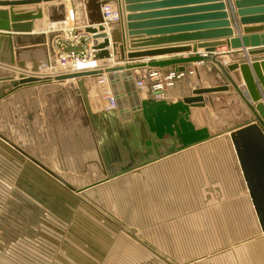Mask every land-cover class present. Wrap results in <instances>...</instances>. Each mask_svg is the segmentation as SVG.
I'll return each instance as SVG.
<instances>
[{
    "label": "water",
    "instance_id": "obj_1",
    "mask_svg": "<svg viewBox=\"0 0 264 264\" xmlns=\"http://www.w3.org/2000/svg\"><path fill=\"white\" fill-rule=\"evenodd\" d=\"M42 2L47 3L44 6V11L47 12L50 23H62L67 20V16H71L74 27L78 28L76 36H92L94 50L92 59L94 61L101 60L104 63V61L117 56V63L123 61V64L114 63L110 66L105 64L104 68L80 69L78 71H70V67H64L53 78L51 76H39V73H46L48 69L57 66V55L53 43L57 37L64 35V31L52 29L43 34H17L19 36L15 37L16 49L12 46V35L0 32V63L5 64V66H15L21 71L30 69L31 72L30 75L16 74L8 68H0V100L30 85H46L52 82L64 83L73 80L82 84L80 80L82 78H96L104 74L109 76L110 83L115 88L121 81L137 82L147 79V74H132L129 71L145 69L146 67L174 66L176 72H186V64L202 61H211L217 64L227 82H224L220 74H217L218 80L223 85L206 88L202 86V79L198 74L199 78L195 83L192 95L175 102L156 98V95L162 94L163 91L151 92L145 86L129 91V96H137L147 92V98L132 107L102 111L96 115L97 122H104V129L100 140L81 154L78 159H75L80 164L78 167H81L82 172L77 171L79 168H75V165L76 171L69 169L71 166L66 168L67 172H71L77 181L72 180L60 164L51 165L31 155L17 142L9 139L1 132L0 139L14 147L68 189L79 193L166 156L213 139L217 134L208 127H197L193 123L191 120L192 109L205 107L210 103L211 97L207 94L235 91L234 94L229 95L236 94L239 96L252 116L244 123L225 132L229 134L243 181L261 231L264 233V62L251 66L252 72L251 67L245 65L244 60H241L240 63L226 64L216 54H211L223 45H228L231 49L264 45V0H234L238 17L236 22L240 23L242 27V34L238 33L237 35L231 27L225 0H123L124 5L122 0H72L71 9L68 12L63 0H0V6L11 7L10 11L0 9V31L31 33L33 29L29 21L43 18L42 9L23 14H13L12 9L16 5H33ZM153 2L154 4H152ZM109 3H117L122 13L124 8L130 12L126 16V21L129 34L133 36V39L134 37L142 38V34L151 36L188 33L174 37L167 36L162 42L193 40L199 42L190 49L185 46L169 48L164 46L154 48L147 53L138 51L137 44L133 43V46H129L132 48H129L128 51L125 35L124 38L117 36L118 31L111 29L112 25L109 26L110 34L107 32L108 27L104 24L102 7ZM189 4L194 5L188 7ZM171 6L180 8L157 10ZM9 15L13 23L12 30L9 29ZM169 17H174V19L170 20ZM87 18L89 23H87ZM122 19L120 22H123ZM171 22L179 26L162 28L167 27ZM140 28L153 30L134 32ZM2 46H5L7 54L1 53ZM199 49H204V53L168 60L138 62L145 55L151 57L187 51L197 54ZM80 50V45L64 48L67 53ZM37 52L44 53L46 58L44 60L34 58ZM27 53L30 55V68H27V62L23 58L26 57ZM248 54L253 56L264 54V47L249 50ZM238 69L242 73L244 84H241ZM196 70L198 69H195V72ZM231 73H234L235 79L232 78ZM204 94L207 96L204 97ZM116 96L119 101V98H123L125 93L117 92ZM130 111L133 114L127 118L124 117ZM121 117L122 120H120ZM54 160L52 161L54 162ZM72 163L74 160L66 161L68 165ZM87 163L89 165H86Z\"/></svg>",
    "mask_w": 264,
    "mask_h": 264
},
{
    "label": "rangeland",
    "instance_id": "obj_2",
    "mask_svg": "<svg viewBox=\"0 0 264 264\" xmlns=\"http://www.w3.org/2000/svg\"><path fill=\"white\" fill-rule=\"evenodd\" d=\"M83 44V41L78 44L81 50ZM78 45L63 46V52L67 53L65 47ZM207 72L210 81L205 80L207 84H202L203 87L223 85L217 77L220 74L224 78L219 69ZM48 74L53 78L50 71ZM89 78L92 94L99 95L95 78ZM144 81L145 87H152L151 80ZM72 82L78 83L75 80L67 83ZM83 84L87 85L85 81ZM118 86H112L116 94ZM232 92L207 94L211 102L192 115L197 127H208L217 134L213 139L159 162L168 164L163 170L157 169L156 163L124 175L119 183L102 191L91 189L80 194L88 197V205L80 219L79 243L81 248L88 244L92 258L84 255L91 260L90 264H228V260H238L236 251L247 239L245 234L253 230L259 233L260 229L257 223L253 225L245 185L241 182L236 188L225 179L228 166L226 173L221 166L201 167V178L199 165L198 180L190 179V173L194 176L196 172L194 166L214 161L218 159L215 155L229 150L238 162L225 131L234 127L235 114L243 117L244 110L239 106L245 109L247 106L243 101L240 105L236 94L229 95ZM0 155V181L13 184V176L19 179L18 174L7 171L8 154L0 152ZM189 166L191 171L187 169ZM19 176L22 180L23 172ZM30 180L27 189L23 180L21 188L7 189L0 184V264H70L75 254L68 250L73 243L70 235L66 238L64 233L71 228L57 217L56 210L62 205L55 200L79 193L74 195L70 189L69 192L59 188L46 175L35 171ZM243 197L244 203L231 204V198L236 202ZM59 217L68 221V217ZM74 249L77 251L79 247Z\"/></svg>",
    "mask_w": 264,
    "mask_h": 264
},
{
    "label": "crops",
    "instance_id": "obj_3",
    "mask_svg": "<svg viewBox=\"0 0 264 264\" xmlns=\"http://www.w3.org/2000/svg\"><path fill=\"white\" fill-rule=\"evenodd\" d=\"M166 1H174V0H166ZM63 2L65 3V7L68 12L71 9L72 0H63ZM155 3H158V2H155ZM225 3L227 5V11L229 13V18L231 20V27L233 28L235 35H237L238 33L242 34L241 24L236 22L238 21V17L236 14L237 9L235 7L234 0H225ZM45 4L47 3L42 2L40 4L24 5V6L16 5L13 7L12 9L13 14H18V13L23 14V13L33 12V11H37L40 8L42 9V12H43V18L29 21L31 22L32 29H33L31 33H15L12 31L10 32L0 31L2 33H9L12 35V38H11L12 46L15 47V49L17 48L15 37L19 36L17 34H28V35L29 34H43V33L50 32L52 29L54 30L63 29L60 27V23L52 24L49 22L47 12L44 11ZM145 4H149V3H145ZM152 4H154V2ZM123 5H124V2H123ZM193 5L194 4H189L188 7L193 6ZM184 7H187V6H184ZM177 8H180V7H172V6L168 8L163 7V9H157V10H174ZM0 9L10 11L11 7L0 6ZM142 12H146V11H142ZM129 13L130 12L126 11L124 8L123 13H122L123 22L114 23L111 28L113 30L115 29L116 31H118L116 35L119 36L120 38L122 37L124 38V35H125L126 48L128 51L130 50L129 48H132L129 46H133V43L137 44L138 47L136 48L139 49L138 51L147 53V51L153 50L154 48H160L164 46H168V48L185 46L190 49L194 46L195 43L199 42L197 40L168 42V43L162 42V40H164V38H166L167 36L174 37L179 34H188V33H173V34H168V35H151V36L142 34L143 35L141 36L142 38L134 37L133 39V36H130L129 30L127 28L126 16ZM138 13H141V12H138ZM85 14H86V10H85ZM169 18L170 20L174 19V17H169ZM25 22H28V21H25ZM87 23H89L88 18H87ZM8 24H9V29L12 30L13 23L11 22L10 15L8 16ZM175 26H179V25L173 24L171 22L170 24L167 25V27H162V28H174ZM155 29H159V28H155ZM76 30H78V28H76ZM145 30H153V29L140 28V29H136V31L134 32H140V31H145ZM107 32L108 34H110L108 29H107ZM192 32H196V31H192ZM110 38H111V35H110ZM83 39H85V37H83ZM262 47H264V45L257 46V47H247V48L241 47L237 49H231L228 45H223V46L218 47L216 51L211 54L213 55L216 54L219 57V59L222 60L226 64L227 63L229 64L231 62L240 63L241 60H244L243 62H246L245 65L251 67V66H255L256 64H260L261 62H264V54H259L255 56L249 55L248 54L249 50H253L255 48H262ZM2 52L6 54L8 53L7 50L5 49V46H2L1 53ZM203 53H204V49H199V53L197 54H193L192 52L187 51V52L179 53V54L157 55V56H151V57L149 55H145V56H142L144 58L143 59L140 58L141 60H139L138 62H148V61H153V60H168V59H174V58H180V57H189V56L203 54ZM225 53H229V54H225ZM25 56L26 57H23V58L27 62V68H30V62H29L30 55L27 53V55ZM116 57L114 56L112 60H107L104 62H107V66L113 65L114 63L116 64L117 63ZM34 58H37L39 60H44L46 58V55L42 52L41 53L37 52L35 53ZM117 64H123V61L120 63L118 62ZM185 66H186L185 76L177 80L173 87L165 89L163 91V95H156V98L164 99L168 102H175V101L181 100L182 98L186 96H190L192 95V91H193V88L195 87V83L198 81V78H199L198 74L200 75V78H202L203 83L202 82L201 83L203 84V86H205L207 84V81L205 80L208 79L210 81V78L207 75L208 73L207 70L209 71L211 69L213 70L219 69L217 64L211 61L189 63V64H186ZM4 67L8 68L9 70H12L16 74H20V73H23L25 75L31 74L30 69L21 71L15 66L10 67V66H5V64L0 63V68H4ZM155 69H161L165 74L175 71L174 66H169V67H164V68L146 67L145 69H136V70L129 71V72H131L132 74H140V73L148 74L151 70H155ZM195 69H198V70H196L195 72ZM251 70L253 72L252 67H251ZM49 71L51 72V68L48 69V72ZM197 71L199 72L197 73ZM48 72L46 73L41 72L39 73V76H49L50 74H48ZM237 72H239L240 74L241 84H244V80H243L240 69H238ZM231 76L232 78L235 79L234 73H231ZM222 79L224 82H227L225 77ZM80 80L81 82L85 81L87 85L84 86V84L82 85L80 83H74V82H72L73 84H69L67 82H64V83L52 82L46 85L35 84V85H30L29 87H23L0 100V132L3 133L5 136H7L9 139L17 142L22 148H24V150L29 152L31 155L36 156L40 158L41 160L50 163L51 165H54L55 163H57V165L60 164L62 168L66 170V174H68V176L72 178V180L74 181H77L76 177H74V175H72L71 172H67L68 170L66 168H68V166H71L69 167V169H73V171H76V169H74V165L76 168L80 164L77 163L78 161L75 159H78L81 156V154L85 153L89 148L93 147V145L98 140H100L99 138H101L100 136L102 135V130L104 129V122H101L100 120H98L100 122H97V119H96V115L104 111L103 110V106H104L103 99L100 97V95H95V93L92 94L93 92L91 91L88 85V83L91 84L89 77H85ZM119 84H120L119 86L117 84V86L119 87L118 93H125V96L123 98H119L118 110L120 108L132 107L134 105H137L144 98H147V92L143 94H138L137 96L128 95L129 91L137 88L136 81L135 82L134 81H129V82L121 81ZM87 86L89 87L90 91ZM148 90L153 92L152 87L148 88ZM223 93H226V92H223ZM234 93L235 91L232 92L231 94H234ZM203 96L205 97L207 95L204 94ZM239 102H240V105H242L241 99H239ZM239 107H241L244 110L242 112L243 117L241 115H236V114L235 116H233V119L235 120L234 127L237 126L238 124L240 125L244 123L246 120H248L252 116L248 108L245 109L242 106H239ZM198 109L199 108L192 109V114H191L192 121H193L192 115L194 111H197ZM131 114H133L132 111H130L129 114H127V116H124V117L127 118ZM122 119L123 118L121 117L120 120ZM201 144H198V145H201ZM198 145H195V146H198ZM195 146H192V147H195ZM192 147L184 149L180 152L188 150ZM0 148L3 150V151L0 150L2 154H5V153L8 154L7 163H9V165H8L7 171L11 172L12 175L18 174V178H19L17 179L14 175L13 184L12 183L9 184V181H7L8 182L7 184L0 181V184H2L3 187L7 189L21 188V184H22L21 182L23 180V186L25 189H27L30 187V181H31L30 175L32 174L33 171H35L37 173H40L41 175H46V177H48L50 181L54 182L55 186L62 188V189L69 190L66 186H64L58 180L50 176L48 173L42 170L39 166L34 164L32 161L26 158L22 153H20L18 150H16L14 147L9 145L2 139H0ZM175 154L166 156L160 160H157L137 170L145 169L156 163H158L156 166L157 169L163 170V167L165 169L168 164H161L159 162H163L165 159L170 158L174 156ZM215 156L218 157V159L214 161H210L209 163L200 162L198 165L195 164L196 166H194V170H196V172L194 176L192 175V173H190V179L198 180L197 166L200 165L199 167L201 171V167L208 169L209 166L213 165L215 168L216 166H221L224 173L228 172V167H229V173L225 175V179L228 181H231L232 184L234 183L236 188L239 187L241 182L245 185L241 170L239 168V164L238 162L236 163L231 150L224 152L223 154L215 155ZM235 157H236V154H235ZM54 159H56L58 162L55 161ZM52 160H54V162ZM67 160H74V163H72L71 165L70 164L68 165L66 164ZM86 165H89V164L87 163ZM187 169L191 171V166H189ZM0 170H1V166H0ZM137 170H134V171H137ZM77 171H81V167ZM21 172H23V176H24L22 180L19 176ZM219 174H222V173H219ZM219 174H216V176L219 177ZM124 175L113 178L109 181H105L94 187H90L82 192H79V194L78 195L76 194V196L72 195V196L65 197V198L58 197V199L55 200L57 201V204L59 206L62 205V207L56 210V212L58 213L57 217L63 223L66 224L67 228L68 227L71 228V231L69 233L67 232L64 233L67 235L65 236L66 238H68V236L70 235L69 237L71 238L72 243H73L71 244L72 249L68 250L72 254H75L72 257L73 260H71L72 263L70 264H90L91 260L90 259L88 260V258L89 257L92 258V256H90V249H89L88 244L85 243L87 246L81 248L80 243H79V237H80L79 227L81 223L80 219H81V216L85 215L86 213L85 206L88 205V202H87L88 197L87 199H85L84 197H81L80 194L86 191H90L91 189H97V191H102L101 190L102 188L105 189L107 186L113 183H119L118 182L119 179L124 177ZM94 176L96 175L94 174ZM200 176L202 178V171L200 172ZM232 192H234L233 189H232ZM72 193L75 195L74 192ZM87 193L89 194L92 192H87ZM238 193L239 192H237V194ZM233 194L231 197H233ZM245 200H246V197L237 198V201L234 202V199L231 198V204L244 203ZM249 200H250V197H249ZM44 201H47V200L45 199ZM250 203H251V200H250ZM251 207L253 211L252 212L253 225L256 226V223H257L259 226L252 203H251ZM59 216H61L62 218L68 217L67 218L68 221L61 219ZM258 232L259 233L255 234L253 230L251 232H248V234H245L246 236L244 237H247V239L242 241V244L238 245L239 247L236 251V252L241 253L243 256L237 253L239 256L238 260H235V261L228 260V264H264V233L261 231V228L258 230ZM74 246L77 248L79 247V250L76 251L74 249ZM80 251H82V253H80ZM262 252L263 254H260ZM84 254H86L88 258H86ZM81 257L84 260L80 259ZM85 259H87L86 260L87 262H85ZM67 264H69V262Z\"/></svg>",
    "mask_w": 264,
    "mask_h": 264
},
{
    "label": "built area",
    "instance_id": "obj_4",
    "mask_svg": "<svg viewBox=\"0 0 264 264\" xmlns=\"http://www.w3.org/2000/svg\"><path fill=\"white\" fill-rule=\"evenodd\" d=\"M105 25L108 27L114 23L120 22L122 18V12L119 7L109 3L102 7ZM73 18L67 16L65 22L60 23V27L63 28L64 35L57 37L54 40L53 46L57 55V66L51 68L52 75H56L59 71H62L64 67H70V71H78L80 69H99L104 68L107 62L97 60L93 58V41L91 35L76 36V28L72 26ZM85 37V39H83ZM83 49L80 52H72V54L64 53L63 46L78 45L81 42ZM79 60L87 62L83 64L85 68H79ZM112 60V59H109ZM61 68V69H60ZM186 72H170L165 74L161 69L151 70L147 74V80H151L153 91H164L167 88H171L175 85V82L185 76ZM96 84L99 88V95L103 99L104 111L118 110L119 101L116 93L110 83V78L107 74L96 77ZM138 87L145 86V81L140 80L136 82ZM159 95H163L159 94ZM160 97V96H159Z\"/></svg>",
    "mask_w": 264,
    "mask_h": 264
},
{
    "label": "bare ground",
    "instance_id": "obj_5",
    "mask_svg": "<svg viewBox=\"0 0 264 264\" xmlns=\"http://www.w3.org/2000/svg\"><path fill=\"white\" fill-rule=\"evenodd\" d=\"M112 4H114L115 5V3H112ZM110 29V27H108V30ZM79 62V68H85V66L83 65V64H85V63H87V62H83V61H81V60H79L78 61ZM61 69V68H60ZM49 76H51V75H49Z\"/></svg>",
    "mask_w": 264,
    "mask_h": 264
}]
</instances>
